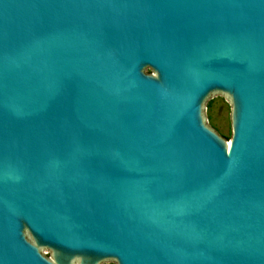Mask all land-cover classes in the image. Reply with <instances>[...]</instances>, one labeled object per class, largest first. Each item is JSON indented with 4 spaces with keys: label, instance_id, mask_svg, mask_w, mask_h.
Returning a JSON list of instances; mask_svg holds the SVG:
<instances>
[{
    "label": "water",
    "instance_id": "95a60500",
    "mask_svg": "<svg viewBox=\"0 0 264 264\" xmlns=\"http://www.w3.org/2000/svg\"><path fill=\"white\" fill-rule=\"evenodd\" d=\"M109 262L264 264V0H0V264Z\"/></svg>",
    "mask_w": 264,
    "mask_h": 264
},
{
    "label": "rangeland",
    "instance_id": "374dc122",
    "mask_svg": "<svg viewBox=\"0 0 264 264\" xmlns=\"http://www.w3.org/2000/svg\"><path fill=\"white\" fill-rule=\"evenodd\" d=\"M206 118L208 127L228 142L231 136L230 111L219 102H216L206 115ZM107 264H112V262Z\"/></svg>",
    "mask_w": 264,
    "mask_h": 264
}]
</instances>
